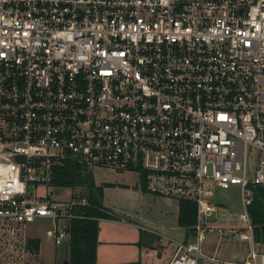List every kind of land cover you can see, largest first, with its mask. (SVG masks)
Returning <instances> with one entry per match:
<instances>
[{"label": "built area", "instance_id": "1", "mask_svg": "<svg viewBox=\"0 0 264 264\" xmlns=\"http://www.w3.org/2000/svg\"><path fill=\"white\" fill-rule=\"evenodd\" d=\"M67 159L195 203L167 264H224L203 242L215 191L237 187L249 249L228 264H264L248 214L264 187V0H0V238L25 250L43 218L67 246L89 218L85 192L57 198Z\"/></svg>", "mask_w": 264, "mask_h": 264}, {"label": "rangeland", "instance_id": "2", "mask_svg": "<svg viewBox=\"0 0 264 264\" xmlns=\"http://www.w3.org/2000/svg\"><path fill=\"white\" fill-rule=\"evenodd\" d=\"M253 151L255 156L252 163L256 164L259 161L258 151ZM82 176L84 181H88L96 191L100 189L102 204L113 215L112 220L116 221V223L99 221L100 237H123L128 240L134 237L144 238L149 245H154L153 248L147 249V252L153 255L150 259L153 264L154 262L166 264L175 250L173 243L168 239L181 241L186 236L185 229L177 223L179 200L156 196L145 191L136 173L113 172L106 168H98L87 173L84 171ZM84 187L78 185L62 189L57 198H68L72 193L83 194ZM39 192H42L41 187ZM212 204L220 205L209 217L210 221H214L213 226L209 225V227L214 229L206 232L203 242L204 253L225 264L240 263L249 249L248 243L239 241L237 233L232 231L240 226V215L243 212L240 191L235 186L227 190H216ZM50 227L51 222L43 218L25 225L26 238H38L40 241L38 255L24 250L19 237L6 234L1 236L0 249L3 257L0 264H63L68 255L66 241L55 245L54 241L45 234ZM157 242L159 245L156 244ZM128 250L133 252L136 258L140 257L137 248H128Z\"/></svg>", "mask_w": 264, "mask_h": 264}, {"label": "trees", "instance_id": "3", "mask_svg": "<svg viewBox=\"0 0 264 264\" xmlns=\"http://www.w3.org/2000/svg\"><path fill=\"white\" fill-rule=\"evenodd\" d=\"M82 167L70 159L64 161L55 169L54 185L74 187L85 186V195L89 205L74 210L75 213L88 216L87 219H73L69 227L68 264H95L98 236L97 219H113V215L103 206L101 191L91 187L88 181L83 179ZM87 173V172H86ZM88 182V183H86ZM95 190V191H94ZM248 214L253 227L254 241L264 245V187L254 189L253 201L248 206ZM196 221V205L192 201L179 200L177 223L184 228L186 234H193V226ZM40 241L38 238L28 237L25 242L27 252L38 255ZM124 264H140L139 261Z\"/></svg>", "mask_w": 264, "mask_h": 264}, {"label": "crops", "instance_id": "4", "mask_svg": "<svg viewBox=\"0 0 264 264\" xmlns=\"http://www.w3.org/2000/svg\"><path fill=\"white\" fill-rule=\"evenodd\" d=\"M99 221L108 222V223L109 222L116 223V221L112 219L111 220L110 219H100ZM121 224H124V223H121ZM123 226L133 227L131 225H123ZM191 235L192 234L188 236L191 237ZM100 236H101V231L98 230V236H97L98 243H97V248H96V263L95 264H124V263H131L135 261H139L140 264H153V261L150 260L153 258V255H150L147 252V249L153 248L154 245H149L146 239L141 238V237H134L133 239L128 240L127 238H123V237L101 238ZM188 236L186 234L184 239H189L190 237ZM158 243L159 242H157L156 244ZM260 247L264 248V245H261ZM128 248H137L140 251V257L136 258L137 256L133 252L129 251ZM172 255H173V252L168 258V261L170 260ZM147 259H149L148 262H147ZM220 262L224 263L222 261ZM214 264H218V263H214Z\"/></svg>", "mask_w": 264, "mask_h": 264}, {"label": "water", "instance_id": "5", "mask_svg": "<svg viewBox=\"0 0 264 264\" xmlns=\"http://www.w3.org/2000/svg\"><path fill=\"white\" fill-rule=\"evenodd\" d=\"M63 264H68V260L66 259Z\"/></svg>", "mask_w": 264, "mask_h": 264}]
</instances>
